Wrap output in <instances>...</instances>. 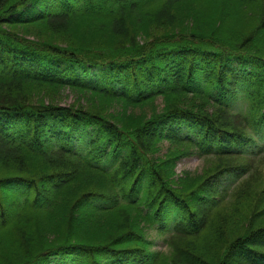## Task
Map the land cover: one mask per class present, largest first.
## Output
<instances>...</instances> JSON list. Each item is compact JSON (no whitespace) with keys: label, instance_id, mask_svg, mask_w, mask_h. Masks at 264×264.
I'll return each mask as SVG.
<instances>
[{"label":"trees","instance_id":"1","mask_svg":"<svg viewBox=\"0 0 264 264\" xmlns=\"http://www.w3.org/2000/svg\"><path fill=\"white\" fill-rule=\"evenodd\" d=\"M160 97L167 106L141 120L108 111ZM187 155L264 157V0H0V264H264V224L193 251L215 198L250 167L174 180ZM132 207L172 234L169 251L150 250L138 225L37 242L27 226Z\"/></svg>","mask_w":264,"mask_h":264},{"label":"rangeland","instance_id":"2","mask_svg":"<svg viewBox=\"0 0 264 264\" xmlns=\"http://www.w3.org/2000/svg\"><path fill=\"white\" fill-rule=\"evenodd\" d=\"M209 10L212 13L214 12L213 9ZM243 18L244 16L240 18H238V16L235 17V19L237 20H235L234 23H229V21L226 20L227 22H224L221 25V28L223 29L220 30V32L230 31V29L232 30V28H235L243 20ZM240 28V26L237 27V29ZM202 86L204 87L205 85L202 84ZM237 91L238 94L241 95L240 88H238ZM69 92V89L64 90V95L61 96V104H66L73 101V94L71 92L70 94ZM196 100L201 101L198 98H196ZM166 102V98L162 99L160 97L152 102H146L144 105L137 106L135 104H127L122 99H112V106L108 108V111L111 112V115L113 117H125V115H131L138 116L139 120H141L148 117L152 113H156L164 105L167 106ZM232 109L237 111H244L245 101L241 96L236 99L235 103L232 106ZM175 147L177 146H170L171 149H174ZM165 151L166 146L162 148L161 153H164ZM242 164L249 165V172L246 175L242 176L241 179L238 178L235 184L229 185L227 189V197L223 198V200H219L217 197L215 198L213 202V209L209 219V221H212V223L207 229V233L203 238L199 239L198 242H196L197 238H194L192 240V243L194 245L196 243L198 244L197 247H193V251H206V248L210 241H213L219 237L226 238L233 236L234 234L230 233L232 228L234 229L236 227V233L241 235L246 231V227L248 225L257 226L264 224V157L260 156V158H241L233 156L231 158L213 157L203 159L198 155H187L186 157L181 158L174 166L173 171H175V173L171 174L170 177L175 180L178 177L183 176V174H188L191 177H196L201 174L202 176L207 177L216 170H220L221 168L223 169L227 166ZM86 175L89 174H85V176ZM68 190L72 191L68 194L69 196H71L75 193L77 187H71L68 188ZM195 207L198 213L201 214L206 210L204 206L196 205ZM120 210L122 212L121 216L123 218L117 216V212L113 214L114 216H108L99 221L93 220L89 222L87 220V217L82 218V216L85 215V211H80L78 214H74V217H72L71 220H69L66 224L61 223V220L56 221L48 217L46 219L33 217V220L29 221L27 223V226L29 225L32 228L33 235L35 236L37 242V238L39 237V235H42L43 238H51L52 236H56L57 232H59V234L55 237V240L59 236L61 237L72 235H75L79 239L86 240L94 234L104 235V238H109L110 240H112L114 237H117V239H119L124 235L123 232L125 230L123 231V228L125 225L131 224L133 229L135 230L137 229L134 225H138V227H140L142 231L144 227L143 232L145 234H143L149 243L147 247L149 246L150 250L169 251V241L172 238V234H170V232H160L152 224L150 225V223L141 220L138 216V212L133 207L130 209L122 208ZM62 211L63 210H60L57 216ZM67 215V213L64 214V216ZM30 217L31 216H29V218ZM122 219L124 222L121 224ZM198 219H201V217L199 216ZM239 219L242 220L239 222ZM103 229L105 230L104 234H100V231ZM25 236L26 238H28L27 235ZM178 237H180V240L178 239ZM175 239H178V243H183L186 240V236H174V240ZM189 246L192 247L190 243ZM205 261L208 260L205 259ZM243 261L244 260H240L237 258H231L227 261V263L233 264L236 262V264H243ZM56 263H58V260L54 259L51 260L49 264Z\"/></svg>","mask_w":264,"mask_h":264}]
</instances>
